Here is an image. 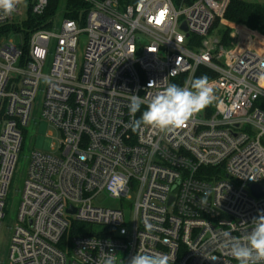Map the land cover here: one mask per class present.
Masks as SVG:
<instances>
[{
    "label": "built area",
    "instance_id": "built-area-1",
    "mask_svg": "<svg viewBox=\"0 0 264 264\" xmlns=\"http://www.w3.org/2000/svg\"><path fill=\"white\" fill-rule=\"evenodd\" d=\"M26 1V17L16 20L20 0L11 15L0 12V27L47 7ZM82 1L88 8L60 27L0 37V227L38 92L40 117L59 134L52 153L30 155L8 264H102L105 253L128 264L139 252L237 264L225 232L243 236L264 212V194L251 191H264V36L225 23L229 0ZM216 20L227 44L211 31ZM200 69L213 104L178 129L131 130L130 95L185 86ZM102 195L125 209L95 205Z\"/></svg>",
    "mask_w": 264,
    "mask_h": 264
},
{
    "label": "clouds",
    "instance_id": "clouds-1",
    "mask_svg": "<svg viewBox=\"0 0 264 264\" xmlns=\"http://www.w3.org/2000/svg\"><path fill=\"white\" fill-rule=\"evenodd\" d=\"M19 3L20 0H0V12L5 16L11 15ZM260 67L264 69V63ZM128 99L130 103L127 107L132 118L128 126L133 132H137L142 126L166 132L183 127L195 115L213 104L217 97L209 78L202 75L189 78L185 86L168 83L163 90L147 100L135 94ZM142 105H146V108L141 112ZM138 112L141 113L139 118L136 117ZM251 224L250 230L243 236H233L231 232L224 234L227 240L223 246L230 250L237 264H264V212L259 213ZM145 227L151 230L152 225L146 222ZM206 258L213 261L219 259L213 255ZM172 260L173 257L161 252H139L131 257L128 264H170ZM102 264H117V259L113 253H105Z\"/></svg>",
    "mask_w": 264,
    "mask_h": 264
},
{
    "label": "rangeland",
    "instance_id": "rangeland-1",
    "mask_svg": "<svg viewBox=\"0 0 264 264\" xmlns=\"http://www.w3.org/2000/svg\"><path fill=\"white\" fill-rule=\"evenodd\" d=\"M32 2L33 0H29ZM60 5L55 12V18L51 22L49 28L53 25L54 27H60L63 18V10H64V1L60 0ZM248 3H256L263 4L264 0H242ZM29 3L26 0H22V4L20 7V16L16 20H22L26 17V9ZM82 14V12H79ZM225 23L235 24L228 22L224 19ZM222 23L219 21V25ZM220 25V27H221ZM237 25V24H236ZM83 28L85 25L83 22L79 25ZM12 42L16 45H21V39L18 36L13 35L11 38ZM83 53H84V45L80 41L77 47L76 58L78 68L81 67L83 63ZM51 62V58L47 60V65H45L43 69V74L46 75L48 73V68ZM42 92H38L37 98L34 103V111H33V120L29 122V124L22 129V144L19 154L17 156V161L15 165V169L12 175V180L7 191V196L5 198V206H4V218L1 221L0 227V264H8L7 256H8V248L10 244V238L12 235V231L14 226L17 224V213L20 205L21 192L23 189V184L25 181L28 163L30 155L33 151H39L44 153H52L50 151V147L52 144L58 146L59 144V134L55 131V129L45 120L40 117V106L42 100ZM54 154H58L57 151L53 152ZM94 204L101 208L108 209H121V207L125 209L124 201L110 198L106 195H102L98 197ZM70 219H68L69 221Z\"/></svg>",
    "mask_w": 264,
    "mask_h": 264
},
{
    "label": "trees",
    "instance_id": "trees-1",
    "mask_svg": "<svg viewBox=\"0 0 264 264\" xmlns=\"http://www.w3.org/2000/svg\"><path fill=\"white\" fill-rule=\"evenodd\" d=\"M136 1L119 0L122 6L135 4ZM60 2V0H47V7L41 15L37 16L28 13L24 21L0 27V37L9 32H17L22 33L25 39H28L32 32L37 29H49ZM87 8L88 5L82 0H65L63 18L74 20L78 17L80 11H85ZM223 18L231 23L242 24L264 36V3L256 4L242 0H229ZM211 31H216L222 43L227 44L229 31L227 28L220 27L219 20L214 22ZM202 71V69L198 70L196 78L202 76ZM206 76L208 78L211 77L210 74Z\"/></svg>",
    "mask_w": 264,
    "mask_h": 264
},
{
    "label": "water",
    "instance_id": "water-1",
    "mask_svg": "<svg viewBox=\"0 0 264 264\" xmlns=\"http://www.w3.org/2000/svg\"><path fill=\"white\" fill-rule=\"evenodd\" d=\"M251 191H252V194H254L255 196H258V197H261V196H263V194H264V191H263V190H259V189L257 188V186H255V185H253V186L251 187Z\"/></svg>",
    "mask_w": 264,
    "mask_h": 264
}]
</instances>
